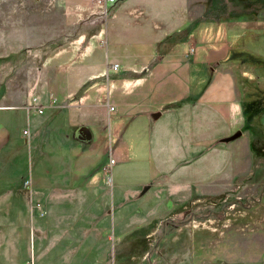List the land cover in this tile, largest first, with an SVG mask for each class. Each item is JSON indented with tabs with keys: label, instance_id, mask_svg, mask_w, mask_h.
Listing matches in <instances>:
<instances>
[{
	"label": "crops",
	"instance_id": "crops-1",
	"mask_svg": "<svg viewBox=\"0 0 264 264\" xmlns=\"http://www.w3.org/2000/svg\"><path fill=\"white\" fill-rule=\"evenodd\" d=\"M62 1L76 35L55 41L41 60L19 61L0 92V205L75 195L81 218L92 216L82 232L104 250L110 230L116 243L154 237L158 225L169 227L161 216L196 194L236 187L248 165L253 174L239 82L251 78L249 66L230 57L252 47L264 56V6L160 46L201 18L208 0H119L108 11L93 0ZM34 99L43 113H28ZM110 185L117 204L110 205ZM128 185L148 189L130 197ZM159 198L167 207L150 219H127L132 202ZM89 204L97 207L91 215Z\"/></svg>",
	"mask_w": 264,
	"mask_h": 264
},
{
	"label": "rangeland",
	"instance_id": "rangeland-1",
	"mask_svg": "<svg viewBox=\"0 0 264 264\" xmlns=\"http://www.w3.org/2000/svg\"><path fill=\"white\" fill-rule=\"evenodd\" d=\"M63 6L62 0H0V92L6 73L16 72L19 61L27 56L41 60L55 41H68L76 35L77 28L68 23ZM7 60L9 71L4 64ZM252 70L249 67L251 80L264 89V76L256 78ZM253 81L251 89L257 92ZM254 96L258 100L262 95ZM250 131L255 146L263 149L257 154L250 143L255 154L253 174L248 165L236 187L234 183L216 195L196 194L180 204V211L161 216L169 227L158 225L154 237L136 233L116 243L118 234L110 230L112 238L105 235L104 250L93 247L96 236L82 232L92 216L81 218L83 204L75 195L73 199L31 203L22 196L17 204L0 205V264H264V111L255 117ZM131 187L126 188L130 197L144 189L133 192ZM109 189L110 205L117 204V188L115 194L113 185ZM90 201L92 198L87 205ZM154 201L157 206L153 209L150 204ZM161 203L167 207L160 198L132 202L127 219H150ZM94 208L97 210L95 204L93 208L89 204V215Z\"/></svg>",
	"mask_w": 264,
	"mask_h": 264
},
{
	"label": "trees",
	"instance_id": "trees-1",
	"mask_svg": "<svg viewBox=\"0 0 264 264\" xmlns=\"http://www.w3.org/2000/svg\"><path fill=\"white\" fill-rule=\"evenodd\" d=\"M264 6V0H208L206 2V10L204 15L199 18L197 21L190 23L188 26L183 28V30L177 31L169 35L162 44L174 45L177 43H183V41L189 39L192 33L197 29V27L204 26H212L218 25L221 21H226V19H230L234 16H239L245 12L254 11V9H258L259 7ZM162 48V47H161ZM231 60L239 63L240 65H247L252 67L254 75L257 77L264 76V56H261L257 53L246 51V50H238L232 52ZM253 80L251 78H247L242 76L240 78V89L242 90V98L241 103L243 104L244 115L246 118L245 128L250 131L253 123L255 121V117L260 114V112L264 111V105L261 101H264V89L259 88L257 86V82L253 81L256 84L257 92L251 89V83ZM260 85V84H259ZM260 94L261 98L258 100L254 99V95ZM262 104V105H260ZM260 105V106H259ZM251 146L254 152L262 153L263 149L255 146V141L252 139L251 134ZM258 149V151H257ZM262 149V150H261ZM23 180L26 184V177L23 175ZM180 207L177 211H180Z\"/></svg>",
	"mask_w": 264,
	"mask_h": 264
},
{
	"label": "built area",
	"instance_id": "built-area-1",
	"mask_svg": "<svg viewBox=\"0 0 264 264\" xmlns=\"http://www.w3.org/2000/svg\"><path fill=\"white\" fill-rule=\"evenodd\" d=\"M118 1L119 0H93L94 4L96 6L99 5L104 11H108L109 6H111L112 4H115ZM117 68H118V65L114 63L112 66V69H117ZM25 108L28 110V113L32 111L43 113L44 111V109H42L40 105L37 104L36 99L33 100L32 104H28ZM111 110H114V107H111ZM29 134H30L29 127H27L23 130V135L29 136ZM110 162L111 164H113L114 159H111ZM30 184H31V181L27 180L26 185H30Z\"/></svg>",
	"mask_w": 264,
	"mask_h": 264
},
{
	"label": "water",
	"instance_id": "water-1",
	"mask_svg": "<svg viewBox=\"0 0 264 264\" xmlns=\"http://www.w3.org/2000/svg\"><path fill=\"white\" fill-rule=\"evenodd\" d=\"M241 134H242V132L237 131L235 134L229 136L228 138L222 139V141L223 142H229L230 140H233V139L239 137ZM147 189H148V186H145V188L143 189V192H145V190H147Z\"/></svg>",
	"mask_w": 264,
	"mask_h": 264
}]
</instances>
